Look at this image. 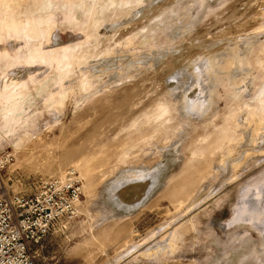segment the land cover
Listing matches in <instances>:
<instances>
[{
	"label": "rangeland",
	"instance_id": "obj_1",
	"mask_svg": "<svg viewBox=\"0 0 264 264\" xmlns=\"http://www.w3.org/2000/svg\"><path fill=\"white\" fill-rule=\"evenodd\" d=\"M70 170L37 264H264V0H0V184Z\"/></svg>",
	"mask_w": 264,
	"mask_h": 264
},
{
	"label": "built area",
	"instance_id": "obj_2",
	"mask_svg": "<svg viewBox=\"0 0 264 264\" xmlns=\"http://www.w3.org/2000/svg\"><path fill=\"white\" fill-rule=\"evenodd\" d=\"M82 195L75 170L42 178L31 195L10 194L0 184V264H37L34 247L59 218L74 212Z\"/></svg>",
	"mask_w": 264,
	"mask_h": 264
},
{
	"label": "bare ground",
	"instance_id": "obj_3",
	"mask_svg": "<svg viewBox=\"0 0 264 264\" xmlns=\"http://www.w3.org/2000/svg\"><path fill=\"white\" fill-rule=\"evenodd\" d=\"M140 183V182H139ZM136 185V184H135ZM141 186V185H140ZM139 186V187H140ZM116 187V186H115ZM135 186H133V188H134ZM137 187V186H136ZM138 188V187H137ZM145 188V187H144ZM144 188L142 189V190H139V191H141V193H140V195H139V197L136 199V203H133V204H131V205H137L143 198H144V196H145V192H146V190L144 191ZM146 188H147V186H146ZM148 188H149V185H148ZM133 189L132 188H128V187H126V188H123V189H113V193H114V196L115 197H118V200L120 201L119 203H121V204H123L124 206H125V204H130L126 199H124V196L123 195H125V194H123V193H125V192H128V191H132ZM135 190H136V188H135Z\"/></svg>",
	"mask_w": 264,
	"mask_h": 264
}]
</instances>
